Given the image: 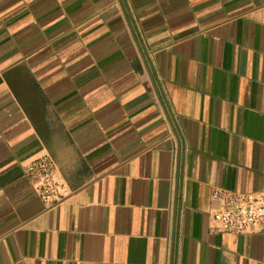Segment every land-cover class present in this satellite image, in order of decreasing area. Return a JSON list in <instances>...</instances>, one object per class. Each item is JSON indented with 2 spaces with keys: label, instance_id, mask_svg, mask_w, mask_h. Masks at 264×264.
Instances as JSON below:
<instances>
[{
  "label": "crops",
  "instance_id": "1",
  "mask_svg": "<svg viewBox=\"0 0 264 264\" xmlns=\"http://www.w3.org/2000/svg\"><path fill=\"white\" fill-rule=\"evenodd\" d=\"M217 188L264 191V0H0V264H264Z\"/></svg>",
  "mask_w": 264,
  "mask_h": 264
},
{
  "label": "built area",
  "instance_id": "2",
  "mask_svg": "<svg viewBox=\"0 0 264 264\" xmlns=\"http://www.w3.org/2000/svg\"><path fill=\"white\" fill-rule=\"evenodd\" d=\"M24 174L49 205L64 201L70 194L68 185L59 177L55 163L47 154L30 161ZM212 198L219 203L210 225L212 233L243 234L264 228V191L239 193L217 188Z\"/></svg>",
  "mask_w": 264,
  "mask_h": 264
}]
</instances>
